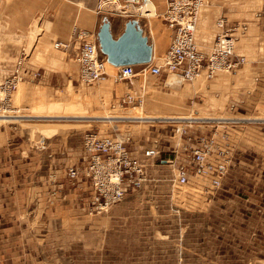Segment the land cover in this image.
<instances>
[{
  "label": "rangeland",
  "instance_id": "1",
  "mask_svg": "<svg viewBox=\"0 0 264 264\" xmlns=\"http://www.w3.org/2000/svg\"><path fill=\"white\" fill-rule=\"evenodd\" d=\"M6 1L0 0L1 27ZM97 2L56 0L58 23L68 27L71 38L50 45L52 60L76 63L78 43L73 34L77 29L88 32L80 24L85 14L97 20L96 31L89 32L96 37L104 19L111 23L115 38L126 21L138 19L97 14ZM249 5L258 9L260 23L252 35L263 34L257 41L262 37L264 42V0H249ZM144 6L124 9L134 15L143 12ZM155 14L154 8L149 19H155ZM44 17L43 13V23ZM39 23L36 18L34 25ZM228 23L237 30L246 26ZM163 25L171 40L172 30L164 19ZM216 33L204 50L199 47L201 51L211 48ZM56 42L69 46L56 48ZM260 44L257 49L244 44L245 57L237 50L245 60H234L239 66L231 71L207 74L203 70L193 80L166 72L149 74L145 94L137 84L118 82L123 89L116 91L103 111L63 109L57 102L60 96L52 102L51 91L44 88L61 87L62 77L31 64L29 49L16 60L0 57V264H264V60H258L264 59V43ZM154 56L153 64H161V56ZM112 70L108 68V78L91 85L80 82L78 74V83L98 87L109 81L115 85ZM22 83L42 87L31 99L36 96L50 104L17 106L14 95ZM176 89L185 94L181 111L146 106L147 98L165 104L167 97L162 95ZM100 117L130 120L102 124L95 121ZM136 117L166 120L140 123L132 119ZM95 124H101L102 133L116 125L109 134L118 132L130 138V153L132 143L138 147L134 139L144 128L163 131L166 145L171 142L172 146L162 153L167 156L161 161L154 162L158 156L146 160L140 187L105 210L93 207V188L84 171L89 157L84 135ZM56 128L61 131L46 130ZM39 133L45 139L40 140ZM59 136L76 143L82 139L84 157L55 170L50 165L53 141L47 139ZM150 146L159 147L158 140H152ZM182 149L185 156L176 159ZM196 151L203 154L202 163L196 162ZM71 170L76 171L74 177ZM181 170L186 174L185 183L179 179Z\"/></svg>",
  "mask_w": 264,
  "mask_h": 264
},
{
  "label": "crops",
  "instance_id": "2",
  "mask_svg": "<svg viewBox=\"0 0 264 264\" xmlns=\"http://www.w3.org/2000/svg\"><path fill=\"white\" fill-rule=\"evenodd\" d=\"M6 1V0H5ZM155 8V19H149L148 16H142L141 14H134L139 28L142 30L143 35L148 39L149 44L152 46L153 54L159 56L163 55L168 44L170 43V35L168 30L163 25V13L165 11V0H151ZM209 4L204 6L198 16L197 30L195 33V41L198 46L204 50V48L211 44L214 35L218 28L216 26V20L219 17H224L230 23L245 24L246 26L240 27L237 32V41L235 43V52L240 51L242 56L248 55V52H244L243 45H251L252 48L257 49V45H261L263 42L262 37H257L263 34H259L254 38L252 33L256 34V29L259 28L260 23L258 22L257 13L258 9L251 8L249 0H209ZM7 7L3 15V26L0 28V57L5 58L3 60H16L18 55L29 49V62L36 66H41L46 69V74L57 73L62 77L63 85L59 88L56 87H45V90L51 91V100L54 102L58 96V103L63 109H78L87 108L96 111H103L109 106L112 98L116 95L117 90L123 89L118 82H123L125 86L140 87L142 92L147 93L146 82L147 77L150 75L137 74L128 81H117V84L113 85L109 81L103 82L98 87H86L84 84L78 83L79 66L78 63H69L66 60H52L50 54V45L57 41H63L71 38V31L68 27L59 25L56 13V0H7ZM45 14L44 23L42 22V14ZM86 15V16H85ZM80 18V24L86 28L88 32H94L97 29V20L87 14ZM133 17V18H134ZM40 19L41 23L37 26L34 25V20ZM83 18V19H82ZM84 21V22H83ZM111 24V23H110ZM259 24V25H258ZM260 29V28H259ZM123 28L119 31V35L123 32ZM259 33V30L257 34ZM256 43V44H255ZM78 51V49H77ZM76 51V52H77ZM245 51H247L245 49ZM251 54L252 51L249 50ZM25 54V53H24ZM258 60H264L260 57ZM78 66V68H77ZM50 70V72L47 71ZM53 70V73H52ZM217 75V74H216ZM215 75V76H216ZM140 78H139V77ZM214 76V77H215ZM131 84V85H130ZM197 85V84H196ZM60 90V88H62ZM187 87V86H186ZM197 88H201L198 83ZM42 87H37L32 83H22L20 90L14 95L15 101L18 103L17 106L26 105H41L50 104L46 99L39 101L36 96L34 100L31 99V95L37 93ZM58 89V91L56 90ZM132 89V88H131ZM37 90V91H36ZM185 94L181 90L176 89L173 93H166L162 96L167 97L165 104H156L149 101L147 98L146 106L153 109L165 112H176L184 109L182 105L185 101ZM50 100V101H51ZM202 107V106H201ZM236 111V110H235ZM164 127V126H161ZM17 129L21 131L23 128L17 125ZM58 133L61 129H46ZM24 131V130H23ZM22 133V132H21ZM25 133V131H24ZM40 135V136H39ZM38 137L42 138L39 133ZM37 136H35L36 138ZM158 140V146L160 152V158L166 157L167 154H162L167 151L166 149L171 148L170 143H167V135L163 131L158 132V129H146L138 132L135 143L138 145L131 148V153L136 155L140 154L143 149L150 148L152 140ZM38 140V142H40ZM48 143L53 141L54 147L50 149L51 160L50 165L55 170L63 167L71 160H79L84 157L82 151V142L79 139L77 143L75 140H71L66 136H59L56 138L49 137ZM47 140L45 142H47ZM171 146V147H170ZM169 157L171 155H168ZM185 156L184 150H178L176 159H181ZM182 186V185H179ZM184 187V186H183ZM182 188V187H181ZM172 193L175 190H170Z\"/></svg>",
  "mask_w": 264,
  "mask_h": 264
},
{
  "label": "built area",
  "instance_id": "3",
  "mask_svg": "<svg viewBox=\"0 0 264 264\" xmlns=\"http://www.w3.org/2000/svg\"><path fill=\"white\" fill-rule=\"evenodd\" d=\"M147 1L149 0H98L96 12L97 14L133 16L126 13L124 8L137 6L135 9L137 10ZM208 2L209 0H167L163 19L172 30V37L161 56V64H153L155 63L153 54L149 63L111 65L99 49L95 35L82 29L75 30L73 38L78 43L75 61L79 66V81L91 85L106 79L109 77L108 68L114 69L112 71L116 80L125 81H129L137 74L160 76L163 72L178 75L183 80H193L199 77L203 70L211 74L215 71H231L237 68L239 62L234 60H245L244 57L235 53L237 32L240 28L237 30V26L229 25L226 18L220 17L217 20L218 31L208 51H201L195 41L198 12ZM68 46L69 43L56 42L55 44L56 48H67ZM203 61L206 62L205 65ZM132 119L140 123L166 120L156 117ZM128 120L130 119L121 117H100L95 121L103 124L105 122L121 123ZM99 126L101 124H95L92 130L86 131L84 135V149L89 155L84 171L93 188V207L97 210H105L123 200L132 190L140 187L146 160L153 158L156 154L158 157L154 162L161 161V158L157 147L147 148L138 156H132L127 147L130 138L118 132L109 134L116 125L111 126L112 129L107 133H102L98 129ZM195 160L197 163H202L203 154L196 151ZM70 175L74 177L76 171L71 170ZM179 179L181 183L187 180L183 170L180 171Z\"/></svg>",
  "mask_w": 264,
  "mask_h": 264
},
{
  "label": "water",
  "instance_id": "4",
  "mask_svg": "<svg viewBox=\"0 0 264 264\" xmlns=\"http://www.w3.org/2000/svg\"><path fill=\"white\" fill-rule=\"evenodd\" d=\"M97 40L107 61L115 66L144 64L151 60L152 46L134 19L126 21L117 38L112 34L110 22L104 19L98 28Z\"/></svg>",
  "mask_w": 264,
  "mask_h": 264
},
{
  "label": "bare ground",
  "instance_id": "5",
  "mask_svg": "<svg viewBox=\"0 0 264 264\" xmlns=\"http://www.w3.org/2000/svg\"><path fill=\"white\" fill-rule=\"evenodd\" d=\"M145 6V8H143V12H141L140 11V14H142V15H144L143 13H146V15L147 16H151V15H153L154 14V7H153V5H152V3L150 2V0L149 1H147L145 4H144ZM128 7V6H127ZM126 8V7H125ZM137 8V7H136ZM142 8V7H141ZM138 10H140V9H138ZM99 43V42H98ZM100 46V45H99ZM152 55H153V53H152ZM105 56V55H104ZM106 57V56H105ZM155 57V56H154ZM151 58H152V56H151ZM161 59V58H160ZM151 61V60H150ZM149 61V62H150ZM148 62V63H149ZM111 64V63H110ZM111 65H113V64H111ZM115 66V65H114ZM121 66V65H120ZM149 75V74H148ZM151 75V74H150ZM174 75V74H173ZM152 76H154V75H152ZM176 77H178V78H180V79H182L180 76H178V75H176ZM113 80L114 81H123V80H116V78H115V75H114V78H113ZM183 80V79H182ZM158 156V154H156V155H154L153 156V158L154 157H157ZM92 203H93V200H92Z\"/></svg>",
  "mask_w": 264,
  "mask_h": 264
}]
</instances>
